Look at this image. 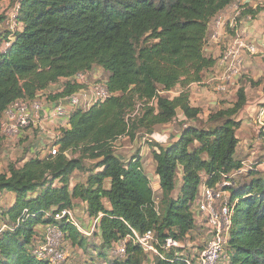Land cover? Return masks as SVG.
Here are the masks:
<instances>
[{
    "label": "trees",
    "instance_id": "1",
    "mask_svg": "<svg viewBox=\"0 0 264 264\" xmlns=\"http://www.w3.org/2000/svg\"><path fill=\"white\" fill-rule=\"evenodd\" d=\"M233 2L19 0L18 30L6 37L10 46L0 48V129L17 101L36 100L61 80L94 68L108 74L112 97L70 114L69 128L61 127L54 143L56 156L10 164L0 173V194L15 196L13 206L1 214L8 228L0 235V264H47L33 257L31 249L43 240H35L36 228L50 224H56L75 247L85 248L88 240L100 235L99 256L105 259L120 241L153 231L164 256L155 257L153 264H187L176 256L179 249L165 250L162 244L168 238L183 242L197 228L193 207L202 187L214 188L224 176L244 168L236 155L241 128L237 115L247 102L243 90L234 108L211 116L214 127L188 124L201 114L191 106L188 89L202 83L203 74L216 64L204 52L210 26ZM261 12L264 7L247 8L241 15L255 18ZM179 86L184 90L179 96L165 95ZM83 88L69 81L56 97L63 99ZM179 111L187 118L181 123L180 139L168 147L157 144L153 152L161 186L157 200L140 157L124 161L115 143L152 135L156 127L174 122ZM259 136L264 143V127ZM180 169L182 185L175 198ZM76 172L87 180L72 188ZM249 174L250 181L236 186L233 179L234 187L226 188L234 211L227 264H264V172ZM76 200L86 205V216L100 218V234L86 237L74 225L55 222L57 212L76 210ZM127 254L124 261L111 264L146 261L143 250L132 242Z\"/></svg>",
    "mask_w": 264,
    "mask_h": 264
},
{
    "label": "built area",
    "instance_id": "2",
    "mask_svg": "<svg viewBox=\"0 0 264 264\" xmlns=\"http://www.w3.org/2000/svg\"><path fill=\"white\" fill-rule=\"evenodd\" d=\"M256 1H261V6L264 7V0H241L238 6L235 7V18L239 17L247 8L252 7ZM17 8L13 14V19L18 30L16 22ZM249 19L253 20L254 18L249 16ZM224 25L225 21L222 18L215 21L216 29H222ZM214 38L218 39V35L216 34ZM9 46L10 44L7 43L6 48ZM255 55H257V48L249 35L237 30L234 37L225 44L221 54L219 60L222 68L221 85L216 89L224 92L226 90L225 84L238 77L244 68L247 58ZM88 76L89 73L79 74L72 79V83L82 85L84 88L69 97L63 98L61 103L54 108L51 116L68 122L71 114L68 111V106L73 112L77 110L85 111L112 97L106 81L104 83L100 82L89 85V83H86ZM42 98L43 95L40 93L36 100H19L14 103L6 112L5 118L8 123H2L1 133L4 136L14 138L18 137L21 131L36 127V123L38 122L36 116L44 109ZM259 122L262 129L264 127V110L261 111ZM57 152L58 148L53 144L49 149L48 155L56 156ZM243 166L244 168L239 172H234L230 176H224L222 182L216 185V187H203V192L199 200L196 201L193 212L196 221L201 220L203 222V226L208 235V241L205 244V248L196 252L191 258L182 254L180 255L179 253L176 254L177 257H184V261L187 264H227L228 232L232 224L234 211L230 208V202L226 201V194L228 192L226 188L234 187L232 180L246 168L245 164ZM90 219L92 222L91 229L84 230L81 220L76 216L74 209L61 210L54 216L56 223L65 221L68 224L74 225L86 237H92L95 233L99 232L98 225L100 218ZM188 238L189 235L183 242H179L174 238H168L162 244V247L165 250L183 248L181 246L184 242H187ZM62 240H64V235L60 228L56 224H50L45 228L43 240L38 245L32 247L31 255L38 261L47 264H66L67 255L61 247ZM131 242L140 247L146 257H161L164 259V256L160 255L159 252L160 242L153 231L147 232L144 235L134 233L133 236H129L127 239L120 241L109 251V257L120 262L124 261L128 255V244ZM88 264L94 263L90 262Z\"/></svg>",
    "mask_w": 264,
    "mask_h": 264
},
{
    "label": "crops",
    "instance_id": "3",
    "mask_svg": "<svg viewBox=\"0 0 264 264\" xmlns=\"http://www.w3.org/2000/svg\"><path fill=\"white\" fill-rule=\"evenodd\" d=\"M239 1L240 0H234L233 4L231 6H229L227 9H225L212 22V24L210 26V34L206 40V44L204 47V52H205L206 57L216 60V64L213 68H211L210 70L206 71L203 74L202 83L193 84L188 89V92L190 95L191 106L193 108H198L201 110V114L199 115L198 119H205L204 122L207 123L204 126H199L198 125V119H197L196 121H192L188 124L194 125L197 127H210L211 125L214 126V123L208 122L209 121L208 119L211 118L210 115L213 114L212 111H214V114H216L217 112L227 111V110L234 108V106L238 100V96H237L238 94L237 93L242 88V90L245 93L247 102H246V105L244 107L245 111L242 110L237 115V120L241 122V128L237 132V137L240 141L238 148H237V151H236V155L238 158L240 156H242L244 149L247 150V145H248V143H250L249 140L252 139L253 132L251 131L250 126H252L253 122H251V124H250V120L248 118L250 117V119H251L253 117L252 115L255 116L256 113H259L261 110H264V95H262L261 92H257L255 94H251V96H249L248 91H249V89H251V87L247 86L248 88H246V87L244 88L242 86V84H241L240 89L238 88V90L236 92H231V93H229V95H227V94L216 95L214 93H209L202 86H204L203 84H205V82H207L209 80V78L215 72H218L220 74L222 73V68L220 66V61H219L221 54L223 52L225 44L229 41L230 37H233L235 35L237 30L240 32H245L247 34L249 33L251 36H254L255 34H253V33L256 31L257 34L255 36L258 35L257 36L258 37V41H257L258 44L257 45H259L260 49H261V50H258V54L255 57H253V60L247 63V65H246L247 72L246 73H249L252 71V73L254 75H256L257 71L261 67L260 62L262 61V59H264V24H263L264 12L259 13L253 20H250L249 16H242V15L235 18V16H236L235 7L238 6L237 4ZM250 8L252 10H257V8H255V6H252ZM221 18L225 21V25L222 29H216L215 21L217 19H221ZM256 18H258V19L256 20ZM239 19L240 20L242 19V23L240 26H238V20ZM216 34L218 35V39L214 38V36ZM259 36L263 37V41L261 40L262 38H260ZM94 69H96V68H94ZM94 69L89 73L90 76L93 75V73L95 71ZM237 79H239V78L236 77V80ZM247 79H249V77ZM69 81L72 82V80L63 79L58 84H55V85L51 86L49 89H47L46 91L42 92V95H43L42 99H46L47 103L44 104V109L39 114H37V116H36V119L38 120V122L36 123V127L25 129V130L21 131L20 135L17 137L19 143H22V146L18 149V154H17V157L19 158V160L21 162L20 166H22L25 162H27L33 158H39V159L46 158V156L49 153V149L57 141V139L60 135V128L61 127L62 128H69V126L66 123L67 121L60 120L56 117L51 116V113L53 114V112H54V108L56 106H58L62 101V98H59L56 96H59L64 91L65 84ZM86 83H89L88 78L86 80ZM257 86L261 87L262 84L255 85L253 88H257ZM183 91H184L183 88H181L179 86L174 91H172L168 94L172 95L171 98H174V97L179 96ZM257 97L259 98V100L255 101V102H250L249 99H253V98L255 99ZM233 98H234V100H233ZM68 111H70V113L73 112V110L69 106H68ZM246 112H249V114L251 116H246L247 115ZM258 120H259V118H258ZM177 121H178L180 128L174 126L177 123ZM184 121L186 122L187 118L184 116V114L181 111H179L177 119L174 122H172L168 125L158 126V128H160V130L161 129L167 130L168 134H164V137L162 139L165 138L167 140H170V142H169V144L165 145V147L172 145L173 143L177 142L180 139L182 132H183L181 123ZM213 126H211V128ZM37 130H38V132H36ZM152 135H146V136L151 137ZM1 139H3V138H1ZM123 139L129 140V138L124 137V138L119 139L115 144H118ZM3 142H8V141L5 140ZM48 144L50 145L49 147H47ZM141 146H143V145H141ZM132 149H134L132 152V156L127 161H131L134 157L139 156L140 160L143 163V168H144V171L146 172V174H147L148 166H152V168L150 169L151 173H152L150 175H151V178L153 181L152 188L156 194V197L159 198L161 195L160 178L155 173L156 164H155L154 159L152 158L153 152L157 150V147L154 145L151 148L152 150L151 151L149 150V152L151 153V156H150V153L147 151L146 147H142L141 151L139 152L138 150L140 149V146L138 145V141L136 139L132 142ZM246 154L248 155V153H246ZM117 155L122 158V156H120L119 154H117ZM150 158L152 160L151 164L149 162ZM11 161H14V160H11ZM241 161H242V164H244L243 160H241ZM248 161H250V160H248ZM12 164H15V163H12ZM6 166H8V164ZM263 172H264V170H263ZM78 175L83 176V174L79 173V172H76L73 175V178L71 181V183H72L71 187L72 188L76 184H78L80 182H85L87 180V178H83L81 181L80 179L76 178ZM182 177H183V174H182V170L180 169L176 175L177 190L173 193V197H175V198H177V196L179 194L178 192H179V189L182 185ZM110 184H111L110 180H107L106 181V187L109 188ZM202 192H203V187L201 188L200 196H201ZM4 194L8 195L10 197V201L8 203V206L6 207V210H7L13 206V204L15 202V196L11 193H4ZM1 195H3V194H0V196ZM106 206H107V208H110V204L108 202L106 203ZM74 208L76 209L75 211L84 212V210H86V205L84 203H82L81 201L76 200L74 202ZM80 220H81V223L83 225L84 230L91 229V219L89 217H88V221L85 224L82 221V219H80ZM196 224H197V221H196ZM196 227H198V225ZM7 228L8 227L6 225L2 226V228L0 229V232L7 230ZM195 233L196 234L198 233L197 228L193 231V235ZM98 234H100V232H98ZM44 235H45V226H38L36 228L35 240L37 241V240L42 239L44 237ZM199 237L201 238V235H199ZM206 237L208 238L207 234H206ZM97 239L99 240V247H100V245L102 243L100 235H98ZM181 247H184V246L182 245ZM183 253H186V251H183L182 254Z\"/></svg>",
    "mask_w": 264,
    "mask_h": 264
},
{
    "label": "rangeland",
    "instance_id": "4",
    "mask_svg": "<svg viewBox=\"0 0 264 264\" xmlns=\"http://www.w3.org/2000/svg\"><path fill=\"white\" fill-rule=\"evenodd\" d=\"M240 1L238 2V4L240 3ZM18 2H19V0H6L0 4V18H2V21H0V48L2 50H5V48L7 47V43L10 42L8 39H6V37L11 36L10 33L13 34V33L17 32L16 24H15V21L13 19V14L16 11ZM261 4H262L261 1H256L253 4V6L256 5L257 6L256 8L258 10V9L263 7V6H261ZM257 19L258 18H256V20ZM241 23H242V19L241 20L239 19L238 20V26H240ZM263 24H264V19H263ZM253 34L256 35L257 32L255 31ZM255 35L251 36L249 34V37L252 40V42H254V45L257 48V54H258V50H261V49H260V46L257 45L258 44L257 43V41H258L257 36L258 35L257 36H255ZM233 37H230L229 41ZM259 37L262 38L261 40L263 41V37L262 36H259ZM255 56H253V57H255ZM253 57L247 58L246 63L244 65V68H243L241 74L238 76V78H239V79H237L238 81L235 78V79H232L229 83L225 84L226 90L224 92H220L216 89L218 86L221 85L220 78L222 76V73L220 74L218 72H215L209 78V80L207 82H205V84H203L204 86H202V87H204L206 89V91L209 93H214L216 95H224V94L229 95V93H231V92H236L238 90V88L240 89L241 84H242V86L244 88L245 87L246 88L251 87V89H249V91H248L249 96H251V94H255L257 92H261V94L264 95V59H262L263 62L262 61L260 62L261 67L257 71L256 75H254L252 73V71L249 73H246L247 72L246 65L248 62L253 60ZM94 70L95 71H94L93 75L92 76L89 75V77H88L89 85H92L94 83H100V82L104 83L105 81H107L108 74L106 72H104L100 68H96ZM248 77H249V79H247ZM260 84H262L261 87L257 86V88H253L255 85H260ZM241 90H242V88H241ZM165 95L168 97H172V95H170V94H165ZM233 100H234V98H233ZM249 100H250V102H255V101L259 100V98L257 97L255 99L253 98V99H249ZM237 102H238V100H237ZM46 103H47V100L42 99L43 106ZM242 110L245 111L244 108ZM261 111L259 113H256L255 116L252 115L253 117L251 119H250V117L248 118L250 120V124H251V122H253L252 126H250V129L253 132V135H252V139L249 140L250 143H248V145H247V150L244 149L242 156L239 157L241 160H243L246 168L241 172V174H237V176L234 178L236 186H239L240 184L245 183V181H247V182L250 181L251 177H250L249 173L251 171L263 172V170H264V143L262 142V140L260 139V136H259L260 135L259 132L261 131V125L259 122L260 117H261ZM212 112H213V114H211L210 117L214 115V111H212ZM246 113H247L246 116H251L249 114V112H246ZM258 118H259V120H258ZM204 120L205 119H198V125L199 126L206 125L207 123H205ZM208 120H209L208 122H210V119H208ZM3 122L8 123L5 117H4ZM174 126L180 128L178 121ZM211 126H213V125H211ZM27 129H29V128H27ZM36 132H38V130ZM154 132L155 133L151 137H148V136L142 134L137 138L138 145L140 146V149L138 150L139 152L141 151L142 147H146L147 151L149 152V150L150 151L152 150L151 148L154 145L156 146L158 144V145L165 146V145L169 144L170 140H167L165 138L162 139L164 137V134H168L167 130H163V129L160 130V128L157 127ZM0 133H1V131H0ZM1 138H3V139H1ZM5 140H7L8 142H3ZM132 142L133 141H131L130 139L129 140L123 139L122 141H120L118 144L115 145L116 153L119 154L120 156H122V159H124V161H127L132 156V152L134 150V149H132ZM141 145H143V146H141ZM21 146H22V143H19L17 137L13 138V137L4 136L2 133L0 134V173L7 172L8 166L12 163L17 164L18 166L21 165L20 164L21 162H20L19 158L17 157L18 149ZM49 146L50 145L48 144L47 147H49ZM246 153H248V155ZM150 156H151V153H150ZM11 160H14V161H11ZM248 160H250V161H248ZM149 162H150V164L152 163L151 158H150ZM7 164H8V166H6ZM151 168H152V166H148L147 175L149 176L151 183L153 185V181H152V178L150 175V174H152L151 170H150ZM249 168H251V169H249ZM76 178H78L82 181L83 178H87V175H83V176L78 175ZM230 197H231V192L228 191L226 194V201H230ZM9 201H10V197L8 195L3 194L0 196V229L2 228V226H4L6 224L2 220L1 214L3 211L6 210V207L8 206ZM76 216L79 219H82L84 224L88 221V217L85 215L84 212L76 211ZM197 224H198V227H197L198 233L197 234L195 233L194 235L192 233L189 236L187 242L183 243L184 247L180 248L179 249L180 251L178 252L180 255L182 254L183 251H186V253H183L182 255H185V256L191 258V256L194 255L196 252H199L205 248L206 241L208 240V238L206 237V234H207L206 229L203 226L204 224L201 220H199L197 222ZM199 235H201V238L199 237ZM61 247L67 255L66 264H88L90 262H92L94 264H111V262L114 261L113 259L109 258V256L106 259L104 257L102 258L99 256V250H98L99 249V240L97 238L88 240L85 248H80L77 246L75 247L72 245V243L70 241H67V240H62ZM154 259L155 258L146 257V261L144 264H152L154 262ZM106 262H108V263H106Z\"/></svg>",
    "mask_w": 264,
    "mask_h": 264
}]
</instances>
